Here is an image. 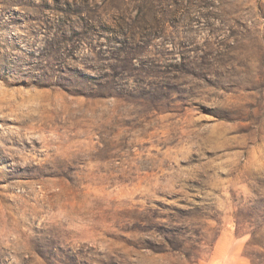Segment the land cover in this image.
I'll return each instance as SVG.
<instances>
[{
	"label": "rangeland",
	"instance_id": "obj_1",
	"mask_svg": "<svg viewBox=\"0 0 264 264\" xmlns=\"http://www.w3.org/2000/svg\"><path fill=\"white\" fill-rule=\"evenodd\" d=\"M0 264H264V0H0Z\"/></svg>",
	"mask_w": 264,
	"mask_h": 264
},
{
	"label": "trees",
	"instance_id": "obj_2",
	"mask_svg": "<svg viewBox=\"0 0 264 264\" xmlns=\"http://www.w3.org/2000/svg\"><path fill=\"white\" fill-rule=\"evenodd\" d=\"M240 223H241V221H238V226H237L238 227V230H239V227H240V225H239Z\"/></svg>",
	"mask_w": 264,
	"mask_h": 264
}]
</instances>
